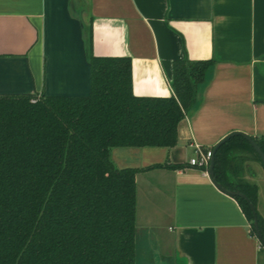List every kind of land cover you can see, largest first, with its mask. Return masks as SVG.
<instances>
[{"label": "crops", "instance_id": "obj_1", "mask_svg": "<svg viewBox=\"0 0 264 264\" xmlns=\"http://www.w3.org/2000/svg\"><path fill=\"white\" fill-rule=\"evenodd\" d=\"M92 33L95 56L131 58L140 97L172 95L177 59L216 61L178 144L115 149L118 168L188 165L195 145L234 132L264 140V0H0V96H88ZM262 170L247 180L264 219ZM136 183L139 264H264L239 203L201 170H146Z\"/></svg>", "mask_w": 264, "mask_h": 264}, {"label": "trees", "instance_id": "obj_2", "mask_svg": "<svg viewBox=\"0 0 264 264\" xmlns=\"http://www.w3.org/2000/svg\"><path fill=\"white\" fill-rule=\"evenodd\" d=\"M89 47L88 96H0V264H139L137 174L189 167L120 169L112 152L175 147L216 61L177 59L172 95L140 97L130 57L95 56L93 33ZM253 140L264 152V140ZM248 155L262 164L244 136L231 138L215 155L214 180L245 195L233 198L257 237L254 205L264 241L259 187L244 176Z\"/></svg>", "mask_w": 264, "mask_h": 264}, {"label": "water", "instance_id": "obj_3", "mask_svg": "<svg viewBox=\"0 0 264 264\" xmlns=\"http://www.w3.org/2000/svg\"><path fill=\"white\" fill-rule=\"evenodd\" d=\"M237 135H242L244 136L247 141L251 144V146L254 148V150L256 151V153L258 154V156L260 157V160L263 164V167H264V152L262 151L261 147L258 146V144L253 140L252 137L244 134V133H240V132H234V133H231L230 135L226 136L224 139H222L213 149V158H212V161H211V166H210V169H209V175H210V178L212 179L213 183L225 194L231 196V197H242V198H246L245 195H243L242 193L240 192H232V191H228L227 189L223 188L222 186H220L219 184H217L214 180V167H215V155L217 153V151L219 150V148L225 144L227 141H229L231 138L237 136ZM251 206V209H252V212H253V215H254V228L256 229V236L259 240V242L261 244H264V241H263V237H262V234H261V231H260V228H259V221H258V216H257V212H256V209L254 207L253 204H250Z\"/></svg>", "mask_w": 264, "mask_h": 264}, {"label": "built area", "instance_id": "obj_4", "mask_svg": "<svg viewBox=\"0 0 264 264\" xmlns=\"http://www.w3.org/2000/svg\"><path fill=\"white\" fill-rule=\"evenodd\" d=\"M213 158V149H205L200 145L194 146V156L188 161L189 167L201 170L204 175H209V169Z\"/></svg>", "mask_w": 264, "mask_h": 264}, {"label": "rangeland", "instance_id": "obj_5", "mask_svg": "<svg viewBox=\"0 0 264 264\" xmlns=\"http://www.w3.org/2000/svg\"><path fill=\"white\" fill-rule=\"evenodd\" d=\"M248 160L245 163V168H246V173H245V179L247 178H256L259 174V171H263L262 170V164L255 159V157L253 155H248ZM247 176V177H246ZM250 182H252L251 180H248Z\"/></svg>", "mask_w": 264, "mask_h": 264}]
</instances>
